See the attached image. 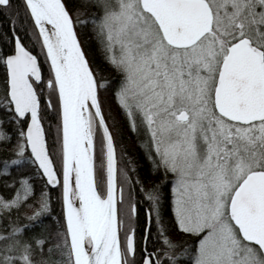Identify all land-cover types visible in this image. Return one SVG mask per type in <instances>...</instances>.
I'll return each instance as SVG.
<instances>
[{"label": "snow or ice", "instance_id": "6c2138e0", "mask_svg": "<svg viewBox=\"0 0 264 264\" xmlns=\"http://www.w3.org/2000/svg\"><path fill=\"white\" fill-rule=\"evenodd\" d=\"M0 13V264H264V0Z\"/></svg>", "mask_w": 264, "mask_h": 264}, {"label": "trees", "instance_id": "16d2710c", "mask_svg": "<svg viewBox=\"0 0 264 264\" xmlns=\"http://www.w3.org/2000/svg\"><path fill=\"white\" fill-rule=\"evenodd\" d=\"M11 23L10 18L8 15L0 13V35H3L4 33L8 32L10 33L11 30ZM17 31L20 32L21 37L24 39V42L28 44L29 47H32V40L35 39V37H32L29 39L28 37H25L24 32L20 29L19 25H17ZM88 45L91 47L92 51L96 55L97 62H99V52L95 47V41L88 39L87 40ZM47 70L45 69V72ZM105 75H108L107 72H105ZM106 100H110V98L105 97ZM117 109L115 108V105L112 107V113L115 114ZM51 115V114H50ZM119 130L115 132L116 136V144H117V151L119 153L121 147H126L131 154L132 158L136 159L138 161L137 167L139 168V175L141 179L145 180V184L152 183L156 177L153 175H150L151 168L150 165L146 160L143 158V151H142V144L141 141L135 137L134 135L130 134L127 130V126L124 124V121L120 117H115ZM111 124V121L109 122ZM47 127V124L45 125ZM141 206V213L139 217V221L137 223V239H140L141 232L143 228L145 227V209L147 207L146 203L144 201H139Z\"/></svg>", "mask_w": 264, "mask_h": 264}]
</instances>
